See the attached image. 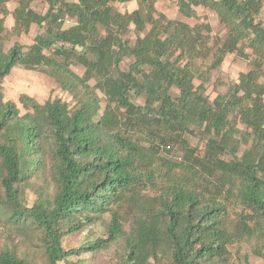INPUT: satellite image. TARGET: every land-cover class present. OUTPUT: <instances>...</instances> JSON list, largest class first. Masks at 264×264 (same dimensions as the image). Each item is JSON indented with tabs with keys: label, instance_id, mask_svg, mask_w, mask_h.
Instances as JSON below:
<instances>
[{
	"label": "trees",
	"instance_id": "trees-1",
	"mask_svg": "<svg viewBox=\"0 0 264 264\" xmlns=\"http://www.w3.org/2000/svg\"><path fill=\"white\" fill-rule=\"evenodd\" d=\"M32 1L0 0V264H85L82 253L119 240L118 264H232L241 241L264 258V0H177L187 18L214 11L223 36L167 18L157 0L128 12L114 3L131 0H45L43 14ZM32 24L31 44L5 49ZM229 54L252 68L211 99L204 82ZM14 67L47 75L70 102L5 99ZM194 129L202 146L185 138ZM105 215V238L63 246Z\"/></svg>",
	"mask_w": 264,
	"mask_h": 264
},
{
	"label": "rangeland",
	"instance_id": "rangeland-1",
	"mask_svg": "<svg viewBox=\"0 0 264 264\" xmlns=\"http://www.w3.org/2000/svg\"><path fill=\"white\" fill-rule=\"evenodd\" d=\"M16 2H8L7 7L12 10ZM114 6L120 12L132 11L137 7V0H131L126 3H114ZM30 7L37 13L43 14L47 10V2L45 0H34L30 3ZM155 8L158 12L163 13L169 19H175L184 21L190 25L201 22H208L212 28V35L223 36L224 29L219 23L217 15L214 11L196 7V17L187 18L179 13L177 0H157ZM258 17L264 20V3L260 8ZM72 18H68L65 22V26H69L73 23ZM13 24L12 17L7 15L5 17V28L9 29ZM39 32V28L32 24L27 32L21 33L20 35H13L11 40L4 43L5 49L11 46L14 41H18L21 44L29 45L32 43L34 36ZM128 39L133 42L135 39L134 27L131 26L130 32L127 35ZM248 52L249 49H247ZM131 60L126 59L121 66L125 67L130 63ZM205 60H198L197 64L202 65ZM202 63V64H201ZM252 66L249 62L236 54H229L225 57L221 67L217 70H212L209 74L208 80L204 82L206 88L205 92L209 98H213L217 94L225 93L229 85L237 80L238 75L241 72L248 71ZM73 69L81 73V67H73ZM260 82L264 83V75L260 77ZM195 85H198L199 79H195ZM2 91L5 99L17 101L18 95L22 92L29 94L34 97L37 101L42 102L48 98H60L63 101H69L70 98L67 92H64L60 87L47 75L36 71L28 70L22 67H14L9 75L4 77L2 80ZM173 94H177L176 88L172 89ZM142 103V100H138ZM237 127L244 130V126L238 123ZM185 138L188 140L190 146H202L199 142L198 129H194L192 134H186ZM244 144L240 145L238 155L246 148ZM181 150L175 148L171 153V157H179ZM35 194L26 190L24 203L27 206H31L35 199ZM102 220L93 224L90 228L84 229L75 233H72L64 238L63 246L65 248L77 247L84 242L94 240L95 238H105L106 233V215L101 218ZM126 226V225H125ZM253 241L246 242L241 241L235 243L231 247L232 253V264H264V258L256 256L252 252ZM264 249L263 246H260ZM123 249V243L121 240L112 243L109 247L101 249L97 254H90L89 252L82 253L80 259H83L85 264H118L121 260V254ZM69 260L77 261L78 258L69 257ZM58 264H64L59 262Z\"/></svg>",
	"mask_w": 264,
	"mask_h": 264
}]
</instances>
